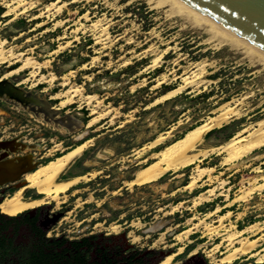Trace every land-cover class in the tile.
Here are the masks:
<instances>
[{
  "label": "rangeland",
  "instance_id": "rangeland-1",
  "mask_svg": "<svg viewBox=\"0 0 264 264\" xmlns=\"http://www.w3.org/2000/svg\"><path fill=\"white\" fill-rule=\"evenodd\" d=\"M149 1L0 0V51L6 57L0 59V79L2 89L18 100L17 105L0 100V139L25 144L18 153H31L36 165L91 139L62 177L94 176L58 201L47 199L55 210L67 206L57 226H70L46 229L52 237L123 235L121 241L136 251L150 249L153 260L172 255L174 263L191 254L209 264L211 256L217 260L229 251L225 244L215 249L223 236L253 225L244 235L258 239L257 248H262L264 188L256 186L264 173V145L242 158L215 147L264 119V64L243 47L224 44L190 14ZM27 59L33 65L4 76ZM26 100L44 101L57 109V116L80 125L73 132H59L26 111ZM224 103L240 115L204 136L193 164L149 183H132L155 152ZM157 137L160 143L149 146ZM197 167L208 171L199 177ZM192 180L193 187L185 188ZM27 183L9 186L0 201ZM38 192L25 187L23 196L42 195ZM200 193L208 200L195 205ZM225 212L229 215L219 227L217 217ZM206 224L217 231L207 233ZM91 226L95 229H85ZM186 227L194 228L178 237ZM7 231L17 243L24 240V229ZM232 264L264 262L248 253Z\"/></svg>",
  "mask_w": 264,
  "mask_h": 264
},
{
  "label": "bare ground",
  "instance_id": "bare-ground-1",
  "mask_svg": "<svg viewBox=\"0 0 264 264\" xmlns=\"http://www.w3.org/2000/svg\"><path fill=\"white\" fill-rule=\"evenodd\" d=\"M149 1V0H148ZM150 2V1H149ZM152 3V1H151ZM158 4H166L168 3L173 11L176 12H185L191 15V18L196 23L205 24L212 33L214 37H218L222 42L228 43L235 48L241 46L246 49L247 53H251V56L254 57L257 55L260 60L259 62H263L264 64V51L249 43L239 35L230 31L226 27L220 25L213 19L207 17L200 11L196 10L189 4L185 3L182 0H157ZM6 14L8 12H5ZM211 35V36H212ZM212 36V38H214ZM215 39V38H214ZM218 40V41H219ZM220 43V42H219ZM218 43V44H219ZM2 44V43H1ZM221 44V43H220ZM223 44V43H222ZM221 44V45H222ZM1 47V45H0ZM2 51V50H1ZM0 51V59L2 61L6 60V57L1 56ZM7 51V50H6ZM245 51V52H246ZM4 54V53H3ZM12 53H9V55ZM247 54V55H248ZM13 56V55H12ZM15 56V55H14ZM250 57V55H248ZM8 57H11L8 56ZM13 58V57H12ZM9 58H7L8 60ZM258 61V59H257ZM261 64V63H260ZM33 65V63L27 59L21 64L19 67L14 69L7 74H4L5 77L10 74L17 73L22 69ZM264 66V65H263ZM38 67V66H37ZM0 79V100L10 103L12 105H17L18 100L11 97L7 90L2 89V85L5 82H1ZM186 83H189L187 79ZM184 86H180L178 88H173L163 93L160 97H158L155 102L170 97L174 95L177 91L181 90ZM72 90V89H71ZM78 91V90H77ZM76 92V90H75ZM71 93V92H70ZM66 94V93H65ZM76 94V93H75ZM90 97V96H89ZM13 98V99H12ZM20 101L25 102V99L19 98ZM89 99V98H88ZM28 101V100H26ZM31 102H26V111H29L30 114H35V116L47 123L49 126L53 127L59 132L70 133L77 129L80 125L79 121L72 119L69 116H57V109L47 104L44 101L36 102L34 101L31 105L28 104ZM66 102H62L61 105H64ZM238 107V106H237ZM240 108V107H239ZM95 110H92L94 113ZM215 114L211 116H207L201 123L189 129L185 134L168 145H166L163 149L155 152L156 158L151 162H147L145 166L141 167L136 177L132 180V183H149L157 180L165 173L171 170H178L181 167L193 164L199 157V152H196V147L201 143L204 136L212 129L222 126L230 120L232 115L238 114L240 115V110L237 108H231L228 106V103H224L219 107L215 108ZM242 112V111H241ZM106 115V114H104ZM103 117V114L100 115ZM96 119L90 121V123H94ZM82 138V135L77 137L78 140ZM160 137L151 141L149 146L154 147L160 143ZM91 139L81 141L80 143L74 145L73 147L63 151L60 155L54 156L49 159L47 162L37 165H29L27 164L32 160V157L29 153H26L24 156H21L17 159H11L9 161L10 164L15 165L16 171H20L22 174H26L25 178L28 183L26 186H21L17 190L13 192L12 195L7 196L0 203V209L8 214L15 215L25 209L36 207L44 203L47 199H52L58 201L60 196L66 195L68 191L71 189L75 192L76 186L82 181L87 180L88 176H94V172H87L85 174H75L72 176H68L63 178L62 175L65 174L67 169L70 167L71 163L81 156L82 152L90 143ZM264 145V119L258 121L254 125L245 126L240 129L236 134L228 139L223 145L220 147H215V149L228 151L231 157L242 158L247 156L252 151L259 149ZM213 148V147H212ZM211 148V149H212ZM207 150V149H206ZM209 152V151H208ZM201 154V153H200ZM203 154V152H202ZM206 155V154H205ZM233 157V158H234ZM229 160V159H228ZM264 164V160L262 161ZM8 170V169H7ZM207 169L202 167H197L196 172L200 177ZM208 171V170H207ZM10 179L9 181L17 180ZM255 179V178H254ZM261 183L257 185V188H264V173L261 176ZM194 181L185 188H192L194 185ZM25 187H32L38 189L39 193L42 195L40 197L25 199L23 196V191ZM255 189V188H254ZM210 194L214 192V189L208 190ZM203 193H200L195 197V205H199L204 201H207V198H204ZM238 199H232L228 202V205H233L235 201ZM178 206V205H177ZM220 208L218 207L215 212H218ZM229 215V212H225L224 214L218 215V222L220 223L219 227H222V221ZM187 223H191V219L187 220ZM197 226L196 224L194 227ZM251 225L250 227H252ZM194 227H186L181 233H178V237L181 235H188L192 228ZM249 226L246 229L236 230L222 237L221 242L217 243L215 249L219 248L222 244H225L226 248L229 249L227 253L223 255L220 259H214L212 254H209L212 258V261L209 264H232V261L238 258L241 255H245L250 253V255L256 257V262L262 263L264 262V246L262 248H257L259 245L258 239H252L248 236L244 235V232L249 230ZM118 227H113V229H117ZM205 230L207 233H212L217 231V227H213L211 224L205 225ZM253 230V229H251ZM137 239V238H135ZM261 243V242H260ZM261 246V245H260ZM173 260V256H167L160 264H171Z\"/></svg>",
  "mask_w": 264,
  "mask_h": 264
},
{
  "label": "flooded vegetation",
  "instance_id": "flooded-vegetation-1",
  "mask_svg": "<svg viewBox=\"0 0 264 264\" xmlns=\"http://www.w3.org/2000/svg\"><path fill=\"white\" fill-rule=\"evenodd\" d=\"M24 149L25 144L0 139V193L10 188L9 186L27 181L26 174H22L16 169L11 171L6 169L7 172L2 171V167L7 161L29 153H18ZM11 153L16 154L12 155ZM29 154L32 160L27 166L36 165L33 155ZM15 178L18 179L9 181ZM40 196L36 194V197ZM25 199H32V197ZM66 207L64 205L55 210L51 201L46 200L41 205L25 209L15 215L0 209V213L5 215L4 219L0 220V224L5 225L0 226V229H4L2 234L6 237L5 246H7L5 250H2V262L4 264H23L28 251L34 250L38 253L43 251L45 255H48L51 263L58 264H160L169 256L164 255L162 259L153 260V257L149 256L152 253L150 249L144 252L136 251L131 244L121 241L123 235L108 236L102 233L89 232L79 237H68L61 234H55L54 237L50 236L45 231L46 229H70L69 225L57 226L59 221L64 218L63 214L68 213L65 210ZM9 217H13V219L11 220ZM90 228L95 229V226L85 229ZM7 229L14 231L24 229V240L17 243ZM9 242L11 243L8 244ZM15 247L17 251L14 250ZM171 264H207V262L197 255L192 256L190 254L181 261L174 263L172 261Z\"/></svg>",
  "mask_w": 264,
  "mask_h": 264
},
{
  "label": "water",
  "instance_id": "water-1",
  "mask_svg": "<svg viewBox=\"0 0 264 264\" xmlns=\"http://www.w3.org/2000/svg\"><path fill=\"white\" fill-rule=\"evenodd\" d=\"M182 1L264 51V0ZM9 161L2 171L16 169Z\"/></svg>",
  "mask_w": 264,
  "mask_h": 264
},
{
  "label": "trees",
  "instance_id": "trees-1",
  "mask_svg": "<svg viewBox=\"0 0 264 264\" xmlns=\"http://www.w3.org/2000/svg\"><path fill=\"white\" fill-rule=\"evenodd\" d=\"M213 130V129H212ZM211 131V130H210ZM209 131V132H210ZM208 132V133H209ZM207 133V134H208ZM5 215L0 213V220L4 219ZM9 219H13V217H9ZM5 224H0V226H4ZM2 230L4 229H0V264H4L2 262V250H5V248H7V246H5L6 244V237L5 235L2 234ZM11 242H9L8 244H10ZM14 250L17 251V248L15 247ZM23 264H58V263H51L50 262V258L48 257V255H45L43 253V251H41L40 253H38L37 251H32L29 252L27 254V257L25 258V262Z\"/></svg>",
  "mask_w": 264,
  "mask_h": 264
}]
</instances>
